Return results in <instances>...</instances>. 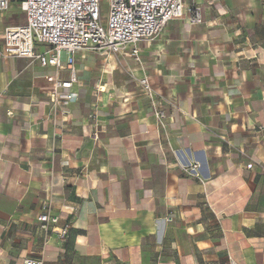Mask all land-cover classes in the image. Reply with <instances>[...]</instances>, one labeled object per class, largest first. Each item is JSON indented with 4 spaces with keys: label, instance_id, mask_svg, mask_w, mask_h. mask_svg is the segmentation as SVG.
I'll list each match as a JSON object with an SVG mask.
<instances>
[{
    "label": "crops",
    "instance_id": "0c3cea01",
    "mask_svg": "<svg viewBox=\"0 0 264 264\" xmlns=\"http://www.w3.org/2000/svg\"><path fill=\"white\" fill-rule=\"evenodd\" d=\"M186 4L201 25L170 22L140 63L78 53L70 88L66 64L0 61V264H264V0Z\"/></svg>",
    "mask_w": 264,
    "mask_h": 264
},
{
    "label": "built area",
    "instance_id": "2783aa9c",
    "mask_svg": "<svg viewBox=\"0 0 264 264\" xmlns=\"http://www.w3.org/2000/svg\"><path fill=\"white\" fill-rule=\"evenodd\" d=\"M14 5L25 15V24L4 29L0 61L26 58L37 60L42 67L58 69L66 64L70 79L56 84L55 88H70L76 82L74 65L78 53L108 56L122 54L132 47V56L140 63L138 44L153 41L170 22L186 20L191 26L203 23L201 8L187 5L186 0H0V15ZM52 80L50 77L49 81ZM139 84L152 103L158 126L165 129L167 114L156 99L149 78L140 79ZM71 99V95L66 97V101ZM51 100L56 101L55 94ZM93 138L98 140L97 132ZM182 169L200 179L197 164L182 165ZM52 210V202L48 201L38 217L45 232L59 223ZM70 230V223L56 230L58 241L65 242ZM45 263L42 257L24 260V264Z\"/></svg>",
    "mask_w": 264,
    "mask_h": 264
},
{
    "label": "rangeland",
    "instance_id": "374dc122",
    "mask_svg": "<svg viewBox=\"0 0 264 264\" xmlns=\"http://www.w3.org/2000/svg\"><path fill=\"white\" fill-rule=\"evenodd\" d=\"M2 18V22L0 25H23L25 24V15L21 12V10L17 8H11V10L0 16Z\"/></svg>",
    "mask_w": 264,
    "mask_h": 264
}]
</instances>
